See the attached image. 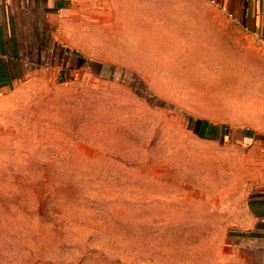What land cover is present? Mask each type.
<instances>
[{
	"label": "rangeland",
	"instance_id": "rangeland-1",
	"mask_svg": "<svg viewBox=\"0 0 264 264\" xmlns=\"http://www.w3.org/2000/svg\"><path fill=\"white\" fill-rule=\"evenodd\" d=\"M77 64L0 94V264H216L264 177V48L210 0H99ZM223 134V132H222Z\"/></svg>",
	"mask_w": 264,
	"mask_h": 264
},
{
	"label": "crops",
	"instance_id": "crops-1",
	"mask_svg": "<svg viewBox=\"0 0 264 264\" xmlns=\"http://www.w3.org/2000/svg\"><path fill=\"white\" fill-rule=\"evenodd\" d=\"M212 2V0H210ZM224 6L236 26L256 35L264 48V0H213ZM99 0H0V94L50 65L77 64L70 49L71 29H86L88 13ZM236 127L201 120L200 138L227 141L259 139L264 144V107L243 113ZM223 132V134H222ZM225 235L223 261L216 264H264V177L247 196Z\"/></svg>",
	"mask_w": 264,
	"mask_h": 264
},
{
	"label": "built area",
	"instance_id": "built-area-1",
	"mask_svg": "<svg viewBox=\"0 0 264 264\" xmlns=\"http://www.w3.org/2000/svg\"><path fill=\"white\" fill-rule=\"evenodd\" d=\"M212 2H214V1L212 0ZM219 7H220L222 10H224V6H223V5H219ZM263 106H264V103H263Z\"/></svg>",
	"mask_w": 264,
	"mask_h": 264
}]
</instances>
